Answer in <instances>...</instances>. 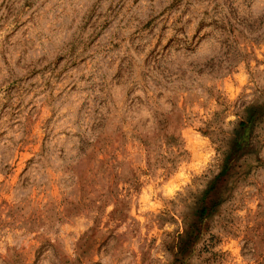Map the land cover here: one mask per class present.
I'll return each mask as SVG.
<instances>
[{
	"label": "rangeland",
	"instance_id": "obj_1",
	"mask_svg": "<svg viewBox=\"0 0 264 264\" xmlns=\"http://www.w3.org/2000/svg\"><path fill=\"white\" fill-rule=\"evenodd\" d=\"M0 264H264V0H0Z\"/></svg>",
	"mask_w": 264,
	"mask_h": 264
},
{
	"label": "trees",
	"instance_id": "obj_2",
	"mask_svg": "<svg viewBox=\"0 0 264 264\" xmlns=\"http://www.w3.org/2000/svg\"><path fill=\"white\" fill-rule=\"evenodd\" d=\"M204 213H205V211H204V210H202L201 214L203 215Z\"/></svg>",
	"mask_w": 264,
	"mask_h": 264
}]
</instances>
